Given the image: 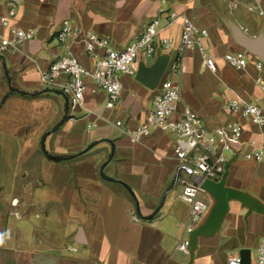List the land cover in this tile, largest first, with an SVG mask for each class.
<instances>
[{
    "label": "crops",
    "instance_id": "0c3cea01",
    "mask_svg": "<svg viewBox=\"0 0 264 264\" xmlns=\"http://www.w3.org/2000/svg\"><path fill=\"white\" fill-rule=\"evenodd\" d=\"M9 1L0 0V15ZM13 1L12 23L34 30L35 38L0 53V150L21 144L29 154L41 149L40 136L47 134L45 149L52 157L39 151L37 158L0 161V264H227L243 248L252 250L257 264L264 238V162L234 159L220 181L205 182L196 196L208 208L197 232L188 235L186 254L177 248L190 208L182 198L187 188L182 179L192 177L178 170L175 135L154 128L134 143L116 124H141L157 90L122 74L123 92L113 108H105L106 93L90 84L84 108L70 113L64 95L44 86L40 75L67 51L93 67L97 58L85 51L87 31L124 48L149 19L176 11L209 31L205 53L190 48L182 55L175 76L181 94L177 115L188 105L210 130L237 121L245 141H262L257 126L225 112L224 105L238 96L264 109L257 84L264 68L256 66V61L264 66V50L252 53L235 35L238 29L264 48V0ZM65 21L78 35L61 41L57 35ZM182 26L179 19L162 32L175 45L158 49V55L172 59ZM237 51L248 55L242 69L225 59ZM206 54L216 60L217 72L206 66Z\"/></svg>",
    "mask_w": 264,
    "mask_h": 264
},
{
    "label": "built area",
    "instance_id": "2783aa9c",
    "mask_svg": "<svg viewBox=\"0 0 264 264\" xmlns=\"http://www.w3.org/2000/svg\"><path fill=\"white\" fill-rule=\"evenodd\" d=\"M8 3L9 10L0 15V53L8 49H19L35 38L34 30L23 29L12 23L16 17V4L13 0ZM179 19L183 20L180 42L165 71L170 76L163 77L155 88L157 92L153 105L145 120L135 127H125L121 120L116 124L124 128V134L134 143L150 136L154 128L175 135L174 155L178 161V170L192 177L189 182L182 179L187 186L182 198L190 208L185 221V235L177 246L180 251L189 254L188 235L195 231L208 208L207 203L196 196L198 191L204 190L205 182L220 181L234 159L264 162V138L262 141H245L244 127L239 122L229 121L210 130L200 115L188 105L177 115L181 94L175 76L180 73L182 55L190 48H198L205 53L204 39L209 31L197 26L191 17L176 11H171L164 17L156 15L149 19L140 35L124 48H115L108 37L87 31L85 51L89 56L97 58L95 65L87 67L71 51H67L41 72L40 81L44 86L56 89L64 95L70 113L84 108L90 84L106 93L105 108L111 109L123 92L122 74L135 77L140 61L152 62L158 55V49L170 51L174 47L175 40L163 36L162 32ZM77 35L78 30L65 21L57 37L63 41ZM225 59L237 69H242L248 64L246 51L227 53ZM205 64L211 71H218L216 60L207 54ZM256 66L261 71L264 68L262 61H256ZM257 84L264 95L262 76L257 77ZM224 111L249 120L264 134V109L258 103L237 96L224 105ZM256 263L264 264V238L257 250ZM227 264H241L240 255H229Z\"/></svg>",
    "mask_w": 264,
    "mask_h": 264
},
{
    "label": "water",
    "instance_id": "95a60500",
    "mask_svg": "<svg viewBox=\"0 0 264 264\" xmlns=\"http://www.w3.org/2000/svg\"><path fill=\"white\" fill-rule=\"evenodd\" d=\"M235 35L237 41L246 49L254 54H263L264 48L260 39L251 38L238 29L235 30ZM169 59V54H159L150 65H148L146 62H140L138 71L135 75L136 80L151 89H155L159 85L166 71ZM6 98L7 95L3 98V100H5ZM196 232L197 231H195L193 234H195ZM239 255L241 258V264H252L251 249H240Z\"/></svg>",
    "mask_w": 264,
    "mask_h": 264
},
{
    "label": "rangeland",
    "instance_id": "374dc122",
    "mask_svg": "<svg viewBox=\"0 0 264 264\" xmlns=\"http://www.w3.org/2000/svg\"><path fill=\"white\" fill-rule=\"evenodd\" d=\"M47 134H42L40 136V148H38V150L34 149V150H30L29 151V154H25V149L22 150L20 149V145L21 144H7L9 145L7 148L8 149H2L0 150V161H7L9 163H11L12 161H15L16 159H19V158H37L39 157V155L37 154V152L40 151V155L41 157H51V155L49 154V152L45 149V144H44V141H45V138H46ZM3 145H6V144H3ZM12 145V146H11ZM30 145V144H29ZM25 155V156H24ZM59 172V171H58ZM61 173H63V168H61L60 170ZM15 207V204L13 205Z\"/></svg>",
    "mask_w": 264,
    "mask_h": 264
},
{
    "label": "trees",
    "instance_id": "16d2710c",
    "mask_svg": "<svg viewBox=\"0 0 264 264\" xmlns=\"http://www.w3.org/2000/svg\"><path fill=\"white\" fill-rule=\"evenodd\" d=\"M51 157H52V156H51ZM53 158H55L56 160L63 159V157H59V156H57V157H53Z\"/></svg>",
    "mask_w": 264,
    "mask_h": 264
},
{
    "label": "clouds",
    "instance_id": "9594fccd",
    "mask_svg": "<svg viewBox=\"0 0 264 264\" xmlns=\"http://www.w3.org/2000/svg\"><path fill=\"white\" fill-rule=\"evenodd\" d=\"M3 243V239L2 238H0V244H2Z\"/></svg>",
    "mask_w": 264,
    "mask_h": 264
}]
</instances>
